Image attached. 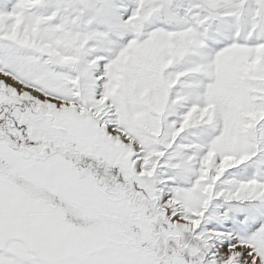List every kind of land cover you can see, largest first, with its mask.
Segmentation results:
<instances>
[{
    "label": "snow or ice",
    "instance_id": "1",
    "mask_svg": "<svg viewBox=\"0 0 264 264\" xmlns=\"http://www.w3.org/2000/svg\"><path fill=\"white\" fill-rule=\"evenodd\" d=\"M0 264H264V0H0Z\"/></svg>",
    "mask_w": 264,
    "mask_h": 264
}]
</instances>
